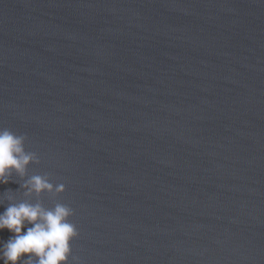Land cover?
<instances>
[{
    "label": "water",
    "instance_id": "1",
    "mask_svg": "<svg viewBox=\"0 0 264 264\" xmlns=\"http://www.w3.org/2000/svg\"><path fill=\"white\" fill-rule=\"evenodd\" d=\"M0 128L69 264H264V0H0Z\"/></svg>",
    "mask_w": 264,
    "mask_h": 264
},
{
    "label": "clouds",
    "instance_id": "2",
    "mask_svg": "<svg viewBox=\"0 0 264 264\" xmlns=\"http://www.w3.org/2000/svg\"><path fill=\"white\" fill-rule=\"evenodd\" d=\"M26 140L24 135L0 128V183H7L15 173L23 181L24 197L17 200L9 194L0 199V204L8 202L0 213V230L13 234L0 243V260L3 264H69L70 241L79 235L69 220L73 209L61 202L46 207L40 200L45 193L55 198L65 191V185L52 183L48 174L28 176L29 166L40 160L37 153L26 149ZM9 192L15 193H5Z\"/></svg>",
    "mask_w": 264,
    "mask_h": 264
}]
</instances>
